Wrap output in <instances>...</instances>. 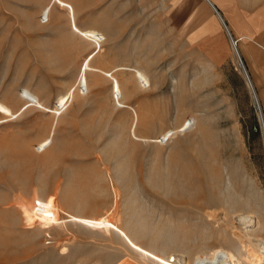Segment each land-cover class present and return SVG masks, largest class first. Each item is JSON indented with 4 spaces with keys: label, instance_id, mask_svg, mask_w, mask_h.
I'll list each match as a JSON object with an SVG mask.
<instances>
[{
    "label": "rangeland",
    "instance_id": "obj_1",
    "mask_svg": "<svg viewBox=\"0 0 264 264\" xmlns=\"http://www.w3.org/2000/svg\"><path fill=\"white\" fill-rule=\"evenodd\" d=\"M40 1L0 0V264H191L241 246L240 213L263 229L264 0L235 41L259 103L205 0H111L101 47Z\"/></svg>",
    "mask_w": 264,
    "mask_h": 264
},
{
    "label": "bare ground",
    "instance_id": "obj_2",
    "mask_svg": "<svg viewBox=\"0 0 264 264\" xmlns=\"http://www.w3.org/2000/svg\"><path fill=\"white\" fill-rule=\"evenodd\" d=\"M205 2L210 6V8L214 11V13L220 17V15L216 12L214 7L212 6V4H213L212 1L211 0H205ZM218 16H217L218 20L220 21V23L222 25H224V23H222L223 21H221L222 20L221 17L219 18ZM223 27L225 28V30L229 36V39L232 43L233 49L237 53V56H238L239 61H240L241 57L239 55L237 45L235 46V44H236L235 40L232 39L233 36L231 35L230 29L229 28L227 29L225 27V25ZM79 33H81V35L85 39L92 42L97 47H101V44L105 41L104 34H102L97 29H88V30H84V31L79 32ZM241 62H242V60H241ZM241 62H240V66H241V68L243 67L246 71V73H245L243 68H242V70L245 74L247 84H248V86L251 90V93L253 95V98L257 103H259V97L255 91L254 86H253V82H252V80H251V78L247 72V69L245 68L243 63L241 65ZM86 68H87V64L84 68L82 67V75H81V82H80V87L82 88V91H85V90L88 91V87H89L88 81H87ZM248 78L250 81L248 80ZM135 83H136V87L138 89H140L141 91H146L150 87V79H149L148 75L144 72H136ZM113 94H114V96H115V98L119 104L121 103V101H124L126 99L122 84L117 80L114 82ZM28 96L30 97L29 99L33 100L34 97H32L31 95H27V97ZM34 102H35V99H34ZM66 103H67V101H66L65 97L60 100V106H65ZM260 122L263 126V132H264V115H263V113L260 114ZM161 138H163V137H161ZM46 146H48V143H46V142H43L41 144V148H45ZM53 158H55V161L58 160V156H54ZM92 206H94V204H92ZM90 212H91V210H90ZM91 213H93V210ZM108 216H109V213L107 215H105V217H107V218H108ZM236 219H237L238 223H240L242 225L243 231H244V237H240L241 242H239V243L241 246L238 248H234L232 250L231 249L226 250L224 248H215V249L209 250V252H207V253L206 252L205 253L200 252L195 257H193L194 259L192 260L191 264H264V242H262L258 248H253L254 246H251L252 245L251 243H250L251 245L250 244L246 245L244 243L245 238H250V235L252 233H254L256 231H263L264 227L262 229V223L251 212L250 213H244V212L240 213L236 216ZM238 236H240V235H238ZM174 258H176L177 264H189L187 259L184 256H179V257L175 256Z\"/></svg>",
    "mask_w": 264,
    "mask_h": 264
},
{
    "label": "crops",
    "instance_id": "obj_3",
    "mask_svg": "<svg viewBox=\"0 0 264 264\" xmlns=\"http://www.w3.org/2000/svg\"><path fill=\"white\" fill-rule=\"evenodd\" d=\"M64 1H66L68 4L72 6L75 14V22L80 29L85 30V29L93 28L101 32V26L107 23L108 14H109L108 3L111 0H64ZM122 1L123 0H115L114 2L115 9H117L118 6H121V9L123 8ZM211 1L213 3L212 5L220 15L222 19L221 21H223L222 23L226 25L227 29L230 28L231 35H233L234 37L232 39L237 41L239 39V36L243 35V36H247L249 38V41L255 42L254 40L256 39V32L251 30L252 19L250 17L252 10L251 8H255V6L254 5H253L254 7L252 6L251 0H211ZM49 2L50 0H41L40 3L38 4V7H40V11ZM229 4L234 5V8L237 11L241 10L242 11L241 16H236L235 18L229 7ZM262 5L263 4L259 3L260 11L258 14L259 15L258 24L260 31L264 27L263 19H261V16L262 18L264 17L262 14L263 10L261 11ZM115 16L116 17L118 16L117 12L115 13ZM52 19L60 20L63 22L67 21L66 30L68 33V37L74 38V36H77V33L71 27L67 9L55 5L51 14V20ZM241 20L242 23L247 25V29H248L247 31H243V33L240 32L237 26V23ZM253 23L256 22L253 20ZM260 42H256V43L264 48V46Z\"/></svg>",
    "mask_w": 264,
    "mask_h": 264
},
{
    "label": "water",
    "instance_id": "obj_4",
    "mask_svg": "<svg viewBox=\"0 0 264 264\" xmlns=\"http://www.w3.org/2000/svg\"><path fill=\"white\" fill-rule=\"evenodd\" d=\"M213 6V5H212ZM214 7V6H213ZM215 9V8H214ZM216 10V9H215ZM216 12H217V10H216ZM218 13V12H217ZM225 25V24H224ZM225 27H226V25H225ZM227 28V27H226ZM235 46H236V44H235ZM240 62H241V59H240ZM241 65H242V62H241ZM243 68V67H242ZM243 70H244V72L246 73V71H245V69L243 68ZM247 75V74H246ZM248 80H249V78H248ZM250 81V80H249Z\"/></svg>",
    "mask_w": 264,
    "mask_h": 264
}]
</instances>
